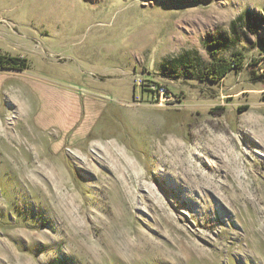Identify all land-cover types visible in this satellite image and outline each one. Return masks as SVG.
Segmentation results:
<instances>
[{
    "label": "rangeland",
    "instance_id": "rangeland-1",
    "mask_svg": "<svg viewBox=\"0 0 264 264\" xmlns=\"http://www.w3.org/2000/svg\"><path fill=\"white\" fill-rule=\"evenodd\" d=\"M0 53V264H264V0H0Z\"/></svg>",
    "mask_w": 264,
    "mask_h": 264
},
{
    "label": "trees",
    "instance_id": "trees-1",
    "mask_svg": "<svg viewBox=\"0 0 264 264\" xmlns=\"http://www.w3.org/2000/svg\"><path fill=\"white\" fill-rule=\"evenodd\" d=\"M213 42L206 43L210 46ZM229 61L219 59L212 56L208 64L204 63L200 57L190 55L189 52L182 53L179 56L171 57L163 61V67L169 75L175 76L177 72H183L184 76L188 73L194 74V78L198 80H209L216 82L225 76L231 69H240L242 67L243 57L240 53L234 52ZM27 59L19 56H5L0 53V68H8L14 70H24L27 68ZM176 71V73H175ZM142 91H148L142 87Z\"/></svg>",
    "mask_w": 264,
    "mask_h": 264
},
{
    "label": "built area",
    "instance_id": "built-area-1",
    "mask_svg": "<svg viewBox=\"0 0 264 264\" xmlns=\"http://www.w3.org/2000/svg\"><path fill=\"white\" fill-rule=\"evenodd\" d=\"M142 81L144 82V80L136 79V84L141 86V88L142 87L145 88L147 86V88H145V89H147L148 90L147 92L152 94V97L156 98V100L166 99L167 97H169V96L165 95L166 91H168V89L165 86L160 85V84H158L157 82H154V81H149V82H154L152 84H147V85L144 84V83L141 84Z\"/></svg>",
    "mask_w": 264,
    "mask_h": 264
},
{
    "label": "bare ground",
    "instance_id": "bare-ground-1",
    "mask_svg": "<svg viewBox=\"0 0 264 264\" xmlns=\"http://www.w3.org/2000/svg\"><path fill=\"white\" fill-rule=\"evenodd\" d=\"M53 111H54V110H53ZM58 111H59V110H58ZM70 111H71V110H70ZM59 112H61L60 114L62 115V110H60ZM66 112H67V111H66ZM67 113H71V112H67ZM60 114H59V115H60ZM61 115H60V116H61ZM69 115H71V114H69ZM67 117H68V116H67ZM60 118H62V116H61ZM49 119H50V117H49ZM50 120H51V119H50Z\"/></svg>",
    "mask_w": 264,
    "mask_h": 264
},
{
    "label": "crops",
    "instance_id": "crops-1",
    "mask_svg": "<svg viewBox=\"0 0 264 264\" xmlns=\"http://www.w3.org/2000/svg\"><path fill=\"white\" fill-rule=\"evenodd\" d=\"M90 106H91V104H90ZM95 106V104H93V107Z\"/></svg>",
    "mask_w": 264,
    "mask_h": 264
}]
</instances>
